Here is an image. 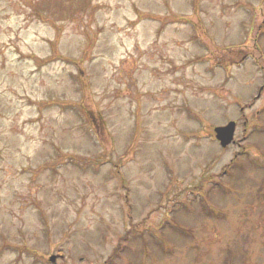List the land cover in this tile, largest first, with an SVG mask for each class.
Returning <instances> with one entry per match:
<instances>
[{
	"label": "rangeland",
	"instance_id": "1",
	"mask_svg": "<svg viewBox=\"0 0 264 264\" xmlns=\"http://www.w3.org/2000/svg\"><path fill=\"white\" fill-rule=\"evenodd\" d=\"M0 264H264V0H0Z\"/></svg>",
	"mask_w": 264,
	"mask_h": 264
},
{
	"label": "water",
	"instance_id": "2",
	"mask_svg": "<svg viewBox=\"0 0 264 264\" xmlns=\"http://www.w3.org/2000/svg\"><path fill=\"white\" fill-rule=\"evenodd\" d=\"M236 129L237 123L235 121H231L225 126H219L214 129L216 139L223 148L228 147L235 141ZM56 259L55 255L50 257L51 262H55Z\"/></svg>",
	"mask_w": 264,
	"mask_h": 264
}]
</instances>
